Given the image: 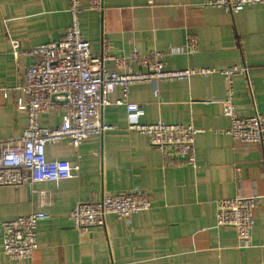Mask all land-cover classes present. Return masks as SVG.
I'll use <instances>...</instances> for the list:
<instances>
[{"label": "crops", "instance_id": "obj_1", "mask_svg": "<svg viewBox=\"0 0 264 264\" xmlns=\"http://www.w3.org/2000/svg\"><path fill=\"white\" fill-rule=\"evenodd\" d=\"M208 1L101 0L102 12L79 14L78 26L92 56L100 54L104 41L119 56L131 50L162 52L166 70L246 68L245 76L229 79L234 112L239 118L264 114V4L226 13L205 7ZM67 6V0H0V142L17 140L26 124L25 113L14 103L21 93L13 90L35 61L26 53L62 38L69 23ZM189 37L196 40L194 55L167 54ZM10 40L18 44L17 56L11 54ZM104 68L116 70L110 61ZM130 68L143 71L135 63ZM227 88L224 78L212 73L127 90L125 102L143 111L138 123L161 121L197 130L193 166L162 159L145 136L127 131L124 108L115 105L122 94L114 88L101 113L112 130L87 137L75 149L66 140L45 146L46 160L77 166L76 176L0 186V224L38 209L50 216L37 223V248L30 260L3 256L0 227V264H264V145H241L221 133L229 127L219 104ZM6 89L13 91L3 97ZM59 123L58 112L38 116L40 128ZM39 191L45 192L41 206ZM121 193L144 194L149 210L128 222L108 215L103 227L86 232L66 219L77 202ZM236 194L257 198L249 244L242 248L232 229H214V203Z\"/></svg>", "mask_w": 264, "mask_h": 264}, {"label": "built area", "instance_id": "obj_2", "mask_svg": "<svg viewBox=\"0 0 264 264\" xmlns=\"http://www.w3.org/2000/svg\"><path fill=\"white\" fill-rule=\"evenodd\" d=\"M67 2L69 23L62 38L32 47L26 53L35 61L25 70L22 84L13 89L21 93V97L15 98L14 103L17 110L25 113L26 124L17 140L0 142V186L58 182L76 176L77 166H70L64 160H46L45 146L66 140L75 149L87 137L112 130L111 126L101 120V113L110 104L108 95L116 87L122 95L115 105L124 108L125 129L145 136L148 146L156 150L164 160L175 158L193 166L192 144L197 130L190 126L168 125L161 121L150 125L138 123L143 111L136 104L125 102L127 90L133 85L153 86L157 82L218 73L228 84L226 96L219 104L221 115L228 119L229 127L221 133L241 145H264V114L254 113L250 117L239 118L231 102L229 79L233 75L245 76L246 68L230 67L219 71L210 68L166 70L162 63L165 54L162 52L139 55L131 50L126 56H119L111 54L104 41L100 45V54L92 56L88 43L80 33L78 15L87 11L101 13V0ZM263 4L264 0H212L204 6L218 8L226 13H236L244 7ZM9 44L13 56L20 54L15 40H10ZM196 50L195 38L189 37L183 46L177 50H169L167 54L191 56ZM106 61H110L116 70L107 72L104 68ZM133 63L142 67L143 71H131L130 65ZM13 90H1V94L6 97ZM153 96H157L155 89ZM49 111L58 112L59 125L54 129L40 128L38 116ZM235 171L238 172V169L235 168ZM37 195L40 198L38 205L41 206L45 192L39 191ZM256 200L252 194H236L214 203V229H232L238 248L249 244ZM149 208L150 203L144 194L103 195L95 202H77L66 219L75 230L86 232L94 227H103L108 215L128 222L131 216ZM49 218L46 212L38 209L25 216L1 222L3 256L14 261L30 260L37 248V223Z\"/></svg>", "mask_w": 264, "mask_h": 264}]
</instances>
